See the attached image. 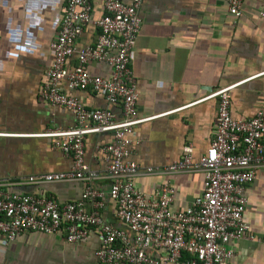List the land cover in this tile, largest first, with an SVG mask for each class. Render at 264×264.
I'll return each instance as SVG.
<instances>
[{"label":"crops","instance_id":"obj_1","mask_svg":"<svg viewBox=\"0 0 264 264\" xmlns=\"http://www.w3.org/2000/svg\"><path fill=\"white\" fill-rule=\"evenodd\" d=\"M129 1V0H127ZM241 15L229 12L227 0H143L139 9L142 25L131 59L137 83L138 114L150 117L171 112L135 129L128 160L140 171L134 184L153 194L165 183L174 188L173 211L186 209L203 192L199 171L168 173L191 146L197 163L215 135L218 98L214 91L243 82L231 93V114L248 120L264 109L263 0H240ZM93 19L105 14V0H91ZM68 0H0V197L33 194L60 204L82 197L83 181L33 184L30 178L70 172L73 157L42 137L53 130L78 126L74 113L53 107L40 99L46 73L54 63L50 44L60 32ZM98 29L89 24L76 42L78 50L96 42ZM77 54L66 64L73 70ZM92 76L110 78L105 63L88 65ZM63 91L93 110H110L117 120L120 106L109 104L90 90ZM113 142L111 133L90 134L85 140V160L94 174L91 187L105 194L101 216L104 222L126 232L116 218L117 204L109 196L111 179L102 148ZM151 168L155 174H146ZM245 221L256 240L233 241L228 264H264V169L247 189ZM89 206V205H88ZM261 239L262 241H258ZM100 246L96 232L83 241L69 243L63 234L29 233L7 243L0 237V264H101L95 253Z\"/></svg>","mask_w":264,"mask_h":264},{"label":"built area","instance_id":"obj_2","mask_svg":"<svg viewBox=\"0 0 264 264\" xmlns=\"http://www.w3.org/2000/svg\"><path fill=\"white\" fill-rule=\"evenodd\" d=\"M227 1L229 12L240 16L241 1ZM142 2L105 0V14L93 19L91 0H68L60 32L50 44L54 63L46 73L40 99L53 107L71 110L78 126L39 136L54 139L55 148L72 156L74 166L70 172L30 178L29 182L83 181L88 186L80 200L66 204L33 194L0 197V237L7 243L29 233L63 234L67 242L77 243L95 231L100 242L95 255L101 264H228L234 255L228 248L233 241L256 240L245 221V211L247 189L264 169V109L248 120L233 118L231 93L243 82L222 87L207 97L218 98L219 108L214 138L200 160L194 163L193 149L187 146L182 159L166 169L168 173L202 172L204 186L200 196L186 209L173 211L174 188L170 184L165 183L153 194L141 192L134 184L142 172L128 160L135 129L171 114H138L139 95L131 59L142 25ZM260 18L264 20V0ZM89 24L98 29V38L78 50L76 42ZM75 54L78 64L68 70L67 61ZM92 63L107 64L112 69L111 77L92 76L87 68ZM262 75L264 72L256 76ZM63 82L70 90H90L109 104L120 106L122 119L117 120L110 110L86 108L63 91ZM96 133L113 136V142L102 148L112 183L109 196L117 204V220L129 232L104 222L101 211L105 194L89 183L94 174L85 160V140ZM144 172L156 171L148 168Z\"/></svg>","mask_w":264,"mask_h":264}]
</instances>
